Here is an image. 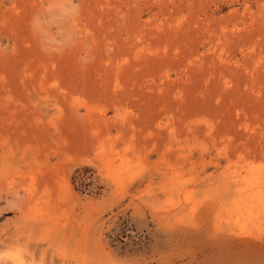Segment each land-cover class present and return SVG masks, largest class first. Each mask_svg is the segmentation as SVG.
Masks as SVG:
<instances>
[{
    "label": "rangeland",
    "instance_id": "1",
    "mask_svg": "<svg viewBox=\"0 0 264 264\" xmlns=\"http://www.w3.org/2000/svg\"><path fill=\"white\" fill-rule=\"evenodd\" d=\"M0 264H264V0H0Z\"/></svg>",
    "mask_w": 264,
    "mask_h": 264
},
{
    "label": "bare ground",
    "instance_id": "2",
    "mask_svg": "<svg viewBox=\"0 0 264 264\" xmlns=\"http://www.w3.org/2000/svg\"><path fill=\"white\" fill-rule=\"evenodd\" d=\"M245 183V182H244ZM243 192V191H242ZM260 196V195H259Z\"/></svg>",
    "mask_w": 264,
    "mask_h": 264
}]
</instances>
